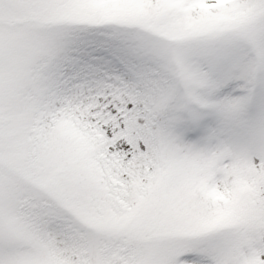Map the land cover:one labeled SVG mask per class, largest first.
Returning <instances> with one entry per match:
<instances>
[{
    "label": "snow or ice",
    "instance_id": "snow-or-ice-1",
    "mask_svg": "<svg viewBox=\"0 0 264 264\" xmlns=\"http://www.w3.org/2000/svg\"><path fill=\"white\" fill-rule=\"evenodd\" d=\"M0 264H264V0H0Z\"/></svg>",
    "mask_w": 264,
    "mask_h": 264
}]
</instances>
